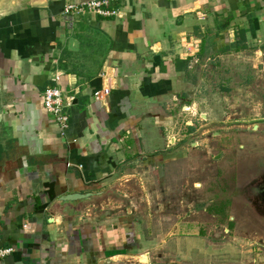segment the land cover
I'll return each mask as SVG.
<instances>
[{
  "label": "crops",
  "instance_id": "0c3cea01",
  "mask_svg": "<svg viewBox=\"0 0 264 264\" xmlns=\"http://www.w3.org/2000/svg\"><path fill=\"white\" fill-rule=\"evenodd\" d=\"M87 1L0 0V247L14 248L0 264H223L238 244L197 232L177 101L200 62L250 50L264 68V0H121L69 24L65 7ZM47 86L74 97L65 129ZM215 220L202 227L227 232Z\"/></svg>",
  "mask_w": 264,
  "mask_h": 264
},
{
  "label": "rangeland",
  "instance_id": "374dc122",
  "mask_svg": "<svg viewBox=\"0 0 264 264\" xmlns=\"http://www.w3.org/2000/svg\"><path fill=\"white\" fill-rule=\"evenodd\" d=\"M251 52L203 61L185 74L175 115L176 132L182 143H197L195 161L200 165L191 168V180H197L201 188L194 216L199 221L198 234H220L217 236L220 239L224 236L240 245H229L230 258L224 259L223 264H255L258 253L264 254V240L256 242L254 239L255 234L264 236V225L253 224L260 220L264 224V217L255 211L248 192L250 184L264 176V68L258 62L257 66L250 62ZM183 106L189 110H184ZM218 154H223V158L216 159ZM210 185L228 186L223 203L216 202L219 200L215 193L209 194L213 189ZM185 211L181 213L188 216ZM205 218L228 224L227 232L223 227H214L212 232L209 225L202 227V222L209 223ZM251 218L256 220L249 226L239 221ZM237 223L241 226L231 225ZM201 261L204 263L205 258Z\"/></svg>",
  "mask_w": 264,
  "mask_h": 264
},
{
  "label": "built area",
  "instance_id": "2783aa9c",
  "mask_svg": "<svg viewBox=\"0 0 264 264\" xmlns=\"http://www.w3.org/2000/svg\"><path fill=\"white\" fill-rule=\"evenodd\" d=\"M121 0H90L82 3L69 4L64 9L65 20L69 24H73L76 15L82 13H93L101 16H117L118 9L112 7L113 3ZM111 94V88L105 86L96 90L93 97L99 101L105 100ZM44 105L48 112H50L56 122H58L62 129L68 127L70 115L67 108L73 105L74 97L65 96L59 86H47L43 92ZM13 247H0V258L12 254Z\"/></svg>",
  "mask_w": 264,
  "mask_h": 264
},
{
  "label": "flooded vegetation",
  "instance_id": "af4514ba",
  "mask_svg": "<svg viewBox=\"0 0 264 264\" xmlns=\"http://www.w3.org/2000/svg\"><path fill=\"white\" fill-rule=\"evenodd\" d=\"M223 177H226L225 175H223ZM226 180L228 181L227 177H226ZM211 188H213L211 191H210V195H213L214 193L216 194V198L219 200V201H216V202H221L223 203L224 199L227 198V196H225V191L228 190V186L224 187V185L219 188H216L212 185H210ZM223 188V190H222ZM250 194H251V199H252V202H253V205H254V208H255V211L257 213H259L261 216L264 217V176L263 177H258L255 179L254 181V184L252 186H250ZM211 201H213V199H211ZM226 201V204L229 203V198ZM207 205V204H206Z\"/></svg>",
  "mask_w": 264,
  "mask_h": 264
},
{
  "label": "water",
  "instance_id": "95a60500",
  "mask_svg": "<svg viewBox=\"0 0 264 264\" xmlns=\"http://www.w3.org/2000/svg\"><path fill=\"white\" fill-rule=\"evenodd\" d=\"M252 172H253V171H252ZM252 172H251V174H254V173H255V172H254V173H252ZM251 177H252V176H251ZM254 178H255V177H254ZM243 183H244V182H243ZM251 184H252V183H251ZM251 184H250V186H252L254 183H253L252 185H251ZM250 186L248 187V192H249V193H251V192H250ZM250 196H251V194H250ZM248 197H249V195L247 196V198H248ZM249 198H250V197H249ZM249 198H248V202H250V199H251V198H250V199H249ZM251 201H252V199H251ZM250 203H251V202H250ZM261 223H262V222H261Z\"/></svg>",
  "mask_w": 264,
  "mask_h": 264
}]
</instances>
